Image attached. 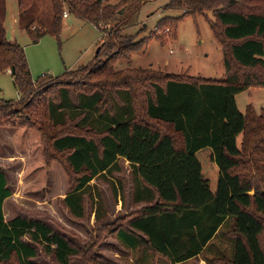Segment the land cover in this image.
Wrapping results in <instances>:
<instances>
[{
	"label": "trees",
	"instance_id": "trees-1",
	"mask_svg": "<svg viewBox=\"0 0 264 264\" xmlns=\"http://www.w3.org/2000/svg\"><path fill=\"white\" fill-rule=\"evenodd\" d=\"M146 1L53 0L48 29L23 27L33 43L58 37L65 10L116 41L107 38L87 66L33 81L24 49L6 38L0 0V73L14 69L21 97L6 101L2 113L19 102V143L30 132L32 144L63 155L75 177L63 201L75 217L84 214L89 183L112 178L119 160L128 162L132 199L144 206L116 232L125 248L182 264L226 229L231 253H219L217 264H264V108L257 114L247 106L241 113L235 100L252 87L264 89V0H169L165 8L182 16L156 21L152 33H176L179 19L211 12L209 27L223 51L221 80L111 71L145 41L120 30ZM11 194L0 167V264H40L39 249L56 264H69L78 251L62 234L37 219L5 220L3 205Z\"/></svg>",
	"mask_w": 264,
	"mask_h": 264
},
{
	"label": "rangeland",
	"instance_id": "rangeland-1",
	"mask_svg": "<svg viewBox=\"0 0 264 264\" xmlns=\"http://www.w3.org/2000/svg\"><path fill=\"white\" fill-rule=\"evenodd\" d=\"M168 2L147 0L139 6L120 34L133 37L136 42L143 38L145 41L138 44L137 52L127 53L128 61L113 63L111 71L142 69L184 79L221 80L225 73L223 51L209 27V20H213L211 12L179 19L176 33L172 30L168 35L152 33L158 19L181 14V11L166 9ZM116 3L103 0L102 5ZM5 6L6 38L24 49L33 81L43 75L59 77L67 70L87 66L107 38L116 41L114 35L103 34L65 10L69 18H62L58 37L45 35L33 43L23 27L28 24L33 31L35 28L48 29L52 21L53 0H5ZM136 89L137 93L142 91L140 87ZM20 98L10 71L0 73V167L12 192L3 205L5 220L19 216L46 223L77 249L78 255L71 257L69 264H165L151 252L146 253L145 249L133 251L125 248L116 237V232L125 228L144 206L132 199L133 184L128 162L119 160L120 170L112 178L92 180L89 183L92 187L82 200L83 216H73L63 200L69 183L73 187L75 177L65 167L63 155L53 154L44 148V144H32L30 132L19 143L20 125L24 128L21 115L15 114L20 109L19 102L13 103L7 113H2L6 101ZM235 100L240 112L245 111L250 102L260 107L264 103V89L252 87L238 94ZM141 102L139 96L136 104L139 110ZM225 230H220L202 254L182 264H217L219 253L229 256L231 241L223 234ZM205 259H211L212 263ZM36 260L40 264H56L41 249Z\"/></svg>",
	"mask_w": 264,
	"mask_h": 264
},
{
	"label": "crops",
	"instance_id": "crops-1",
	"mask_svg": "<svg viewBox=\"0 0 264 264\" xmlns=\"http://www.w3.org/2000/svg\"><path fill=\"white\" fill-rule=\"evenodd\" d=\"M67 18H69V16H67L65 19H67ZM251 89V88H250ZM249 90V89H248ZM237 96V95H236ZM248 106H252V108L255 110V112L257 113V114H259L260 113V111H261V109H263L264 108V103H263V105H261L260 107H258L256 104L254 105L252 102H250L249 104H248ZM245 111H241V113H244Z\"/></svg>",
	"mask_w": 264,
	"mask_h": 264
},
{
	"label": "built area",
	"instance_id": "built-area-1",
	"mask_svg": "<svg viewBox=\"0 0 264 264\" xmlns=\"http://www.w3.org/2000/svg\"><path fill=\"white\" fill-rule=\"evenodd\" d=\"M115 2H119L120 0H114ZM68 16V14H67V12H65L64 14H63V17L64 18H66ZM156 32H158V31H156ZM159 34H163V35H168L169 34V30L168 29H166L164 32H162V33H160V32H158Z\"/></svg>",
	"mask_w": 264,
	"mask_h": 264
},
{
	"label": "water",
	"instance_id": "water-1",
	"mask_svg": "<svg viewBox=\"0 0 264 264\" xmlns=\"http://www.w3.org/2000/svg\"><path fill=\"white\" fill-rule=\"evenodd\" d=\"M98 51H99V49H97V51H96V54L98 53ZM10 74H14V69L12 68V70L10 71Z\"/></svg>",
	"mask_w": 264,
	"mask_h": 264
}]
</instances>
